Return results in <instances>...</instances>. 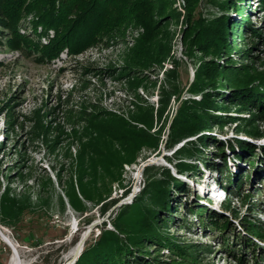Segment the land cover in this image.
Returning a JSON list of instances; mask_svg holds the SVG:
<instances>
[{"label":"rangeland","instance_id":"374dc122","mask_svg":"<svg viewBox=\"0 0 264 264\" xmlns=\"http://www.w3.org/2000/svg\"><path fill=\"white\" fill-rule=\"evenodd\" d=\"M171 1V6L149 15L131 11L117 31L101 37L81 53L70 54L63 48L49 61H38L37 51L30 50L28 54L11 50L6 39H1L0 218L5 217L1 198L7 189L27 210L18 222L0 221V264H9L13 256L3 237L25 264H54L56 260L69 264L73 259L65 262L64 258L90 225L93 227L81 252L86 244L97 239L102 229H114L112 223L120 211L132 206L146 184L144 169L148 166L154 169L149 175L156 168L166 167L186 184L188 193L180 194L174 221L161 229V233L195 253L192 258L195 264H254L250 259L251 244L264 250V237L254 238L241 226L242 222L253 223L264 232V184L260 183L264 166L260 164L263 158L259 149L254 150L253 158L258 167L256 174L247 162L227 153L230 182L237 179L232 175H239V168L249 177L242 176L245 183L239 189V196H221L216 200L210 199L208 189L211 190L209 186L213 182L222 188L218 183L222 178L217 173L199 164L200 175L185 178L177 175L165 159L172 158L185 141L196 138H186L171 150L166 149L170 124L178 118L183 102L200 99L199 93L192 92V84L195 75L202 74L205 62L219 60L223 66L227 63L239 66L238 71L231 70L233 73L226 75L237 80L264 74V13L257 0L237 3L239 12L232 7L222 11L219 5L225 0ZM163 12L164 22L158 24L160 20L156 17ZM223 14L237 24L236 29L229 25L230 54L220 53L218 46L205 55L200 46L204 32L201 24L214 22ZM37 21L35 14L24 15L18 33L40 47L48 46L55 38V30ZM244 24L250 25L254 32L241 36ZM219 92L226 90L220 88ZM248 113L230 108V114L244 118L239 121L240 127H246L251 120ZM114 120L133 130L158 135L159 144L157 149L143 145L129 152L119 150L115 143L112 150L117 158H112L117 161L109 174L101 163L95 162L93 166L88 153L82 161L78 154L83 144L98 135V130L106 126L115 128ZM235 125H228L223 133L213 128L212 134L219 139L232 137L264 146V122L253 121L247 126L258 131L261 134L258 137L235 133ZM98 138L105 139L100 135ZM128 158L131 161H125ZM227 177L226 173L224 182ZM105 189L110 192L106 201L117 202L102 216L100 208L105 201L97 203L96 193ZM194 201L205 206L206 225L227 219V229L222 233L211 224L204 227L186 217L183 208ZM144 204L153 208L148 202ZM247 244H250L248 249ZM147 250L156 255L152 247ZM159 253V259L177 263L171 252L163 249ZM241 255L244 263L237 261ZM263 256L264 253L259 256V264Z\"/></svg>","mask_w":264,"mask_h":264},{"label":"trees","instance_id":"16d2710c","mask_svg":"<svg viewBox=\"0 0 264 264\" xmlns=\"http://www.w3.org/2000/svg\"><path fill=\"white\" fill-rule=\"evenodd\" d=\"M171 2V0H0V43L1 39H6L11 50L18 49L28 54L30 50L37 51L38 61H49V58L58 55L63 48H67L70 54L81 53L101 37L117 31L126 23L131 11L149 15L171 6ZM240 2L245 0H225L219 7L222 11L228 10L230 7L236 8L237 3ZM257 3L264 13V0H257ZM236 11L239 12L241 9L236 8ZM28 14L37 15V23L55 30L56 35L50 45L40 47L37 42L18 33L19 22L24 15ZM163 16L165 12L157 15L156 19L160 20L158 24L161 21L164 22ZM231 24L236 29L237 24L231 22L225 14L216 18L214 22H205V24L202 22L204 32L200 40L201 52L208 55L220 46V53L230 54L231 42L228 36ZM142 25L150 33V29L144 22ZM248 31L254 32L250 30V25L244 24L241 36L248 34ZM222 63L219 60L207 61L202 68V74L195 75L192 92L199 93L200 99H191L188 104L183 102L178 118L170 124V137L166 149L171 150L186 138L193 136L196 138L185 141L174 152L172 158L165 157V159L172 165L177 175L185 178L190 179L192 176L200 175L199 164L208 171L217 173L222 178L221 181L218 180L219 186L226 191L229 198L239 196V189L245 183L242 176L246 174L249 177V175L239 168L240 174H233L232 178L237 177V179L231 183L226 164L227 153L229 152L240 162H247L251 166L252 173L256 174L258 167L253 163V158L256 156L254 150H260L263 158L260 164L264 166V146H255L249 141L232 139V137L219 139L212 134V130L216 128L219 133H223L228 125L236 124L233 129L235 133L252 137L261 135L248 127L253 121L264 122V74L255 78L245 80L244 77L243 80H237L235 77L226 75L238 71L239 66L234 67L229 63L223 66ZM222 67H226V70ZM228 86L229 90L226 89ZM220 88L226 90V93L221 94ZM232 107L236 112H249L248 116L251 120L246 127L239 125V121L244 118L230 114ZM216 112L219 113L216 114ZM146 120H149V117L146 116ZM114 121L115 128L106 126L98 130L97 134L104 136L105 139L101 140L98 135L92 137L82 145V150L78 154L79 161H82L85 153H88L93 166L95 162L101 163L104 172L109 174L117 161L112 158V156L117 158L115 150H112L115 143L120 147L119 150L129 152H135L143 145L157 149L159 144L158 135L153 136L144 131L133 130L120 120ZM209 148H212V151H209ZM187 159H191L192 162H187ZM125 161L131 160L128 158ZM152 170H154L153 167L149 166L144 169V175L148 180L132 206H125L120 211L112 223L114 229H102L93 243L85 245L75 264H169L159 259V252L163 249L171 252L173 259L177 261L176 264H195V260H192L195 253H190V250L188 252L184 246L179 245L165 233H161V229L164 230L163 228L170 221H174L177 204H180V194L188 193L186 184L183 180L174 177L169 168H156L155 173L149 175ZM226 173L228 177L224 182L223 177ZM260 183L264 184V178L260 180ZM109 193L108 189L96 193L97 203L105 201L100 208L102 216L117 202V200L106 201ZM1 201V209L5 217L0 218V221L11 224L21 220V214L27 210L26 206L20 204L22 202L11 195L8 189ZM144 202L152 204L153 208H147ZM183 209L186 217L204 227L211 224L222 233L229 224V221L223 218L224 220L220 223L211 221L206 225L207 211L205 206L197 201ZM241 226L254 238L264 237V232L256 224L242 222ZM246 241L251 240L246 239ZM149 246L154 249L155 256L147 250ZM249 246L250 244H247L246 248L248 249ZM255 246L251 244L250 259L254 264H259L258 258L262 256L264 250L256 249ZM255 250L261 253H255ZM242 257L241 255L237 258V261L244 263ZM263 262L264 256L260 260L261 264ZM54 264H62V261L56 260Z\"/></svg>","mask_w":264,"mask_h":264},{"label":"bare ground","instance_id":"6f19581e","mask_svg":"<svg viewBox=\"0 0 264 264\" xmlns=\"http://www.w3.org/2000/svg\"><path fill=\"white\" fill-rule=\"evenodd\" d=\"M217 186H218V184H217L216 182H213V184H210V186H209V188H211V190L208 189V191H210V193H211V195H210V199H211V200H214V199H215V197H212V194H213V192H216V191H214V189H216ZM213 198H214V199H213ZM4 242H5V244H7L8 246L11 245V244L9 245V243H8V241H7L6 239L4 240ZM11 248H12L13 256H12V258H11L9 264H25V263L20 259V257H19V255H18L17 251L15 250V248H14L12 245H11ZM76 251H77V246L74 247V248H73V249L67 254V256L64 258L65 262H68V261H70L71 259H73L74 256H75V254H76Z\"/></svg>","mask_w":264,"mask_h":264},{"label":"water","instance_id":"95a60500","mask_svg":"<svg viewBox=\"0 0 264 264\" xmlns=\"http://www.w3.org/2000/svg\"><path fill=\"white\" fill-rule=\"evenodd\" d=\"M144 166H146V165H144ZM92 227H93V225H90L89 228H88V230H87V231L83 234V236L80 238V240H79V242H78V244H77V251H76V254H75L73 260H72L69 264L73 263L74 260H75V259L78 257V255L80 254V252H81V248H82V246H83L85 240L87 239V237H88V235H89V233H90ZM5 239H6V238L3 237V240H5ZM6 240H7V239H6ZM8 243H9V241H8ZM9 245H10V243H9ZM10 247H11V245H10ZM67 264H68V263H67Z\"/></svg>","mask_w":264,"mask_h":264}]
</instances>
